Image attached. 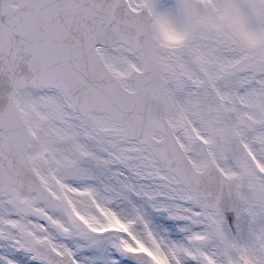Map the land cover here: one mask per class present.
Wrapping results in <instances>:
<instances>
[{
    "label": "snow or ice",
    "instance_id": "obj_1",
    "mask_svg": "<svg viewBox=\"0 0 264 264\" xmlns=\"http://www.w3.org/2000/svg\"><path fill=\"white\" fill-rule=\"evenodd\" d=\"M0 264H264V0H0Z\"/></svg>",
    "mask_w": 264,
    "mask_h": 264
}]
</instances>
